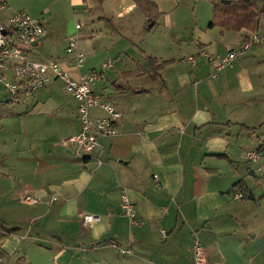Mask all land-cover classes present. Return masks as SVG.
Returning <instances> with one entry per match:
<instances>
[{
  "label": "crops",
  "instance_id": "crops-1",
  "mask_svg": "<svg viewBox=\"0 0 264 264\" xmlns=\"http://www.w3.org/2000/svg\"><path fill=\"white\" fill-rule=\"evenodd\" d=\"M152 1L161 18L149 19L134 0H104L109 12L97 18L99 24L109 20L112 47L102 46L104 37L92 29L87 37L96 39L90 45L83 42L87 37L78 42L82 67L72 65L67 53L80 23L64 28L52 17L19 9L47 31L29 50L31 60L55 58L76 79L115 61L95 89L123 118L119 132L102 137V148L87 154L61 144L82 123L77 100L57 99L48 87L60 79L52 77L20 102L33 107L22 121L29 131H19L27 134L28 145L0 148L2 264H195L196 240L205 248L206 264H264V184L258 163L246 159L247 151L257 149L264 161V42L240 51L221 70L216 61H187L202 50L217 56L239 50L253 32L264 31V14L257 30L234 31L210 27L212 15L207 24L196 12L184 19L178 0L174 6ZM89 3L69 1L74 12L87 10ZM15 11L8 0L0 18ZM116 19L122 29L114 26ZM150 57L170 61L155 78ZM90 114L105 111L93 107ZM237 186L247 198L234 200ZM124 189L138 224L123 213ZM23 192L40 202L22 203ZM85 214L100 219L87 226ZM127 249L131 253L123 252Z\"/></svg>",
  "mask_w": 264,
  "mask_h": 264
},
{
  "label": "built area",
  "instance_id": "built-area-1",
  "mask_svg": "<svg viewBox=\"0 0 264 264\" xmlns=\"http://www.w3.org/2000/svg\"><path fill=\"white\" fill-rule=\"evenodd\" d=\"M8 5V0L0 2V11ZM80 30L81 24H77ZM47 35L45 25L36 17L24 10L13 12L6 20L0 18V86L6 91L10 103H20L30 100L34 94L43 88L52 78L60 79L67 92L78 102V115L82 123V130L61 141L65 147H77L84 153L92 154L102 148V137L115 136L119 132V122L123 113L113 105L102 102V92L95 89L99 81L105 80V72L114 67V60L107 61L98 70H93L82 75L79 79L66 72L55 58L45 61H34L29 58V50L36 47ZM80 36L75 33L69 37L67 53L73 55L71 64L82 67L85 55L79 50ZM264 42V35L253 32L248 40L241 43L239 50L232 49L225 56L213 55L205 50L189 56L187 61L197 65L201 61L217 62L216 70H221L237 58L240 51H247L254 43ZM93 107H101L105 111L104 116L91 117L90 110ZM260 150H249L246 159L258 163V171L264 184V161ZM157 177V176H155ZM20 201L24 204L35 205L40 199L28 192L20 193ZM233 198L241 201L247 198L246 191L237 186L233 192ZM122 209L125 216L130 219L132 225L138 224L135 204L127 195L126 189L122 192ZM100 218L91 214L83 216V223L92 226ZM164 236L167 232L161 231ZM131 253L130 249L123 250ZM195 264H206L207 257L204 246L199 240L193 244ZM3 257L0 254V264Z\"/></svg>",
  "mask_w": 264,
  "mask_h": 264
},
{
  "label": "rangeland",
  "instance_id": "rangeland-1",
  "mask_svg": "<svg viewBox=\"0 0 264 264\" xmlns=\"http://www.w3.org/2000/svg\"><path fill=\"white\" fill-rule=\"evenodd\" d=\"M2 1L3 0H0V2ZM69 1L70 0H10V3L12 6V10H19L25 8L34 16L43 18L52 17V21L56 25H60L64 28L68 27L69 24L72 25L74 22L80 23L82 25V29H80V33H78L80 39L87 37V33L91 32L93 29L94 31L102 35V37H104V40L102 41V46H106L107 48L112 47V44H109V40L111 38L110 36H107L109 30L108 28H110V26H108L109 20H106L102 24H99V19L97 18L98 14L105 15L107 14V12H109V2L104 3V0H90V7L87 10L79 9L74 12L73 9L70 8ZM171 1H173L172 6H174L177 0H166L165 3H170ZM178 1L184 7L185 12L182 16L184 19L188 17V14H194V12H196L198 19L202 24H207L211 15L213 18L214 3L222 2V0ZM256 1L258 2V4H260V6L264 4V0ZM261 25V30H264V17L262 18ZM114 26L117 29H122V25L118 21V19L115 20ZM138 26H141V24L138 23ZM262 33H264V31ZM86 39L88 41L83 42L87 43L85 45H90L91 41L96 38L87 37ZM62 40L65 41L63 38ZM82 40L85 39H81L80 41ZM126 46L127 45L124 42L120 43V48L123 52L126 50ZM121 62L122 60L120 59L116 67L121 65ZM48 87L51 88V92L54 93V96H56L57 99H61L65 102H68L69 99H73L71 95L67 92L63 82L60 80L50 81L48 83ZM51 99L54 98H50V100ZM4 101L5 104L2 103ZM31 105L32 102H30L28 105H25L24 103H8L5 91L2 89L0 90V148L15 149L20 145H28L29 139L27 134H22L19 131L21 129L23 131H29L28 127H22V121L25 120V116L30 111H33V107ZM45 108L51 110V107Z\"/></svg>",
  "mask_w": 264,
  "mask_h": 264
},
{
  "label": "trees",
  "instance_id": "trees-1",
  "mask_svg": "<svg viewBox=\"0 0 264 264\" xmlns=\"http://www.w3.org/2000/svg\"><path fill=\"white\" fill-rule=\"evenodd\" d=\"M149 19H158L161 16L157 4L152 0H134ZM230 4L214 3L213 18L210 27L220 26L227 30L242 31L244 29L255 31L259 27V18L264 14V6L260 7L256 0H231ZM155 23L148 25L153 28ZM248 40V38L246 39ZM170 61L159 62L149 58L152 76L160 75L163 67Z\"/></svg>",
  "mask_w": 264,
  "mask_h": 264
},
{
  "label": "water",
  "instance_id": "water-1",
  "mask_svg": "<svg viewBox=\"0 0 264 264\" xmlns=\"http://www.w3.org/2000/svg\"><path fill=\"white\" fill-rule=\"evenodd\" d=\"M222 2L225 4H230L232 1L231 0H223Z\"/></svg>",
  "mask_w": 264,
  "mask_h": 264
}]
</instances>
